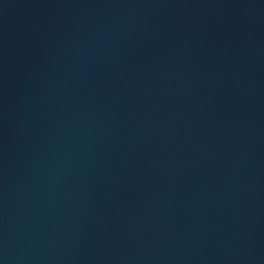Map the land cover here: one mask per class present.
Masks as SVG:
<instances>
[{"label":"water","instance_id":"95a60500","mask_svg":"<svg viewBox=\"0 0 264 264\" xmlns=\"http://www.w3.org/2000/svg\"><path fill=\"white\" fill-rule=\"evenodd\" d=\"M0 264H264V0H0Z\"/></svg>","mask_w":264,"mask_h":264}]
</instances>
